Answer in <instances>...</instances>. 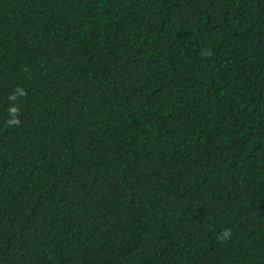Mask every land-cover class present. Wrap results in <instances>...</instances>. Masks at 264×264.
I'll list each match as a JSON object with an SVG mask.
<instances>
[{
    "label": "trees",
    "instance_id": "1",
    "mask_svg": "<svg viewBox=\"0 0 264 264\" xmlns=\"http://www.w3.org/2000/svg\"><path fill=\"white\" fill-rule=\"evenodd\" d=\"M0 264H264V0H0Z\"/></svg>",
    "mask_w": 264,
    "mask_h": 264
},
{
    "label": "clouds",
    "instance_id": "2",
    "mask_svg": "<svg viewBox=\"0 0 264 264\" xmlns=\"http://www.w3.org/2000/svg\"><path fill=\"white\" fill-rule=\"evenodd\" d=\"M225 236H227L228 235V233L227 232H225V234H224Z\"/></svg>",
    "mask_w": 264,
    "mask_h": 264
}]
</instances>
